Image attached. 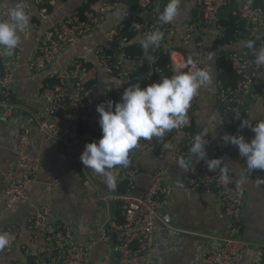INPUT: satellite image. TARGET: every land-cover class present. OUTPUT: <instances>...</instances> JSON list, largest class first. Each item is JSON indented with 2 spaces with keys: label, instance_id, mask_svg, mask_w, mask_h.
I'll list each match as a JSON object with an SVG mask.
<instances>
[{
  "label": "crops",
  "instance_id": "obj_1",
  "mask_svg": "<svg viewBox=\"0 0 264 264\" xmlns=\"http://www.w3.org/2000/svg\"><path fill=\"white\" fill-rule=\"evenodd\" d=\"M195 0H181V14L172 23L176 28L173 36L172 49L167 53L171 70L188 71L191 66L189 58L200 67L208 65L212 68L213 84L208 89L200 90L191 102L187 112L189 128L197 132H206L215 142H223L221 136L232 134L227 126L217 104L218 89L216 80L221 58L228 57L238 46L229 39L222 43L226 29L219 32L215 25L201 39V49L194 41L182 43V33L195 14ZM16 0H1L0 12L16 3ZM83 0H49V11H41L33 0H25L27 13L30 14V26L20 32L21 43L17 60L12 65L11 80L7 88L11 92L13 103L19 105L21 112L13 115L12 112H2L0 116V233L9 226L18 229L15 246L7 253L0 252V264H31L37 248L43 245L42 235L33 237L28 220L36 216L43 209L45 223L72 224L76 230L79 242L89 251L90 264H102L103 258L111 253L112 245L101 239V228L105 223L114 221L118 212L111 215L107 199L108 194H119L117 189L122 180L118 177L114 188L108 187L103 178L93 175L92 170L84 168L80 156L85 145L91 141L95 132L100 128L99 114L86 116L83 130L77 126L71 134L72 153L78 160L74 166L68 154L63 153L57 139H44L37 130L39 120L44 113L45 101L41 96L40 87L49 76L64 72L73 59H79L84 65L87 74V83L93 85L95 91L109 85L113 91L123 93L130 84L128 77H114L104 73L98 65L95 47L102 46L111 51L114 46L124 47L127 44H139L138 38H143L137 32L133 40L119 37H109L108 30L120 22H129L139 19L143 23L151 20V13L147 10H136L134 5H119L108 12L102 21L101 27L73 44L42 70L31 73L27 62L38 50L43 31L53 27L58 21L77 9ZM134 6V7H133ZM158 14L160 11L158 10ZM141 46V45H140ZM140 60L129 59L125 64L135 65L138 61L149 69L161 71L157 65L159 51L149 48ZM164 54V53H163ZM222 57L219 59V57ZM164 64V62H163ZM140 65V66H141ZM153 82H159L161 73ZM5 82L2 80L0 66V90ZM121 85V86H120ZM144 86V84H142ZM120 86L119 88H117ZM64 90L73 92L70 80H66ZM25 111L29 117L22 114ZM218 113L220 119L214 125L207 123L208 118ZM96 117V119L92 118ZM243 120L250 123L264 120V96L250 99L246 110L238 115L237 123L241 126ZM222 123V124H221ZM78 125V124H77ZM217 127L212 132V127ZM22 128L29 130V155L37 160V170L34 181L27 187V199L16 211L3 209L1 189L3 188V174L9 171L15 163V147L17 135ZM170 131L161 138H156L148 146L141 139L136 148L132 149L135 162L140 172L135 180L133 193L142 194L155 168L166 165L164 187L168 190L162 199L160 215L170 217V225L160 220L155 222L154 246L147 259L150 264H200V253L203 249L219 243L221 236L226 234L228 221L222 214L221 204L214 190L188 191L186 189L187 169L179 167L178 163H170V150H161L163 140L169 138ZM227 152L224 156L225 167L231 171L238 184L243 188L245 200L242 209L241 238L246 247L238 256L240 264H264V170L249 171L240 157L236 146L226 144ZM113 173V171H112ZM57 180L58 184L53 185Z\"/></svg>",
  "mask_w": 264,
  "mask_h": 264
},
{
  "label": "built area",
  "instance_id": "obj_2",
  "mask_svg": "<svg viewBox=\"0 0 264 264\" xmlns=\"http://www.w3.org/2000/svg\"><path fill=\"white\" fill-rule=\"evenodd\" d=\"M23 4L25 0H16ZM233 1L238 2V7L232 12L245 19L247 30L242 35H234L233 42L238 46L237 50L225 57L231 61L233 68L240 74L237 84L231 87H223L221 81L216 80L217 104L229 129L233 135H243L246 140L254 137L251 127L241 128L237 123V117L247 108L250 99L264 96V66L255 64L256 51L241 48L242 40H256V47L264 45V0L261 6L254 4L255 0H195V14L187 24L181 35L182 43L194 41L198 49H201V39L211 25L222 32L226 27L222 21L217 20L216 13ZM1 2V0H0ZM49 0H33V3L41 11H46L45 4ZM88 3L89 0H83ZM121 5V0H95L90 4L85 16L80 18L74 10L69 15L58 21L53 27L43 31L37 52L30 57L27 68L31 73L42 70L47 64L54 61L63 50L69 48L73 42L88 35L101 27L102 21L108 12ZM136 10H147L151 13V20L143 22H120L108 30L109 37L122 36V31L127 23L134 24V28L141 35L150 34L157 28L163 33V39L158 51L169 52L172 49V39L176 34L175 26L171 24L161 25L157 22L158 9L146 0H138L134 5ZM8 8L0 12V19H8ZM20 45L14 50L13 55L5 56L0 50V66L2 80L5 82L0 90V103L14 104L11 101V92L7 85L11 80L12 65L19 55ZM97 62L101 70L114 77H128L137 66L126 65L129 60L124 54L123 47L114 46L109 51L102 46L95 47ZM223 54L219 57H222ZM136 60V59H135ZM197 67L200 64L195 63ZM171 68V63L169 64ZM192 70V69H190ZM187 71V70H186ZM189 71V70H188ZM173 75V74H172ZM87 74L83 63L79 59H73L67 69L57 74L52 81L43 82L40 93L45 101L44 113L39 120L37 130L44 139H57L63 153L68 154L71 163L76 166L78 160L72 153L71 134L77 124L84 123L86 116L98 114L95 111L96 101L100 93L111 94L114 92L109 85L102 87L100 91L87 87ZM66 80L71 81L73 92L64 90ZM147 79L144 86L152 83ZM112 95V94H111ZM113 98V96H112ZM113 101L117 102L115 98ZM222 107V109H221ZM79 110H86V114L79 116ZM4 112H11L10 109ZM96 119V117H92ZM255 121L250 123L254 125ZM202 136L203 143L207 146L208 158H221L222 167H225L224 156L227 145L224 142H215L206 132L188 133L184 124L170 131L169 138L162 141L161 150H170V163H176L179 158L191 160L187 168L186 189L188 191L214 190L220 201L222 214L228 221L226 234L221 236L219 243L203 249L200 253V264H240L238 256L244 251L246 244L241 238L242 231V207L245 200L243 188L238 184L235 175L228 170V181L221 179L223 173L220 169L209 172L204 161L190 158L189 149L193 138ZM155 137L145 141L150 146ZM30 139L29 130L22 128L17 135L15 163L13 167L3 174V188L1 200L3 209L16 211L27 199V187L34 181L37 170V160L29 155ZM129 164L127 167L116 166L113 174L126 182V190L123 194H109L105 199H120L122 206L118 217L114 221L105 223L101 228V239L111 244L113 261L109 255L102 260V264H150L147 256L154 246L155 222L160 220L165 225H170V217L167 214L160 215L162 198L168 190L164 187V177L167 166L161 165L155 168L150 176L147 187L142 194L133 193L135 180L140 172L138 164L133 157V151L129 152ZM93 175H98L91 171ZM58 181L54 180L53 185ZM33 237L42 235L43 245L34 253L32 264H90V255L87 247L78 241L76 230L72 224L45 223V214L41 209L36 216L28 220ZM1 233L9 234V244L0 249L1 253L12 250L17 240L18 229L14 225L5 227ZM17 264V263H13ZM250 264V263H246Z\"/></svg>",
  "mask_w": 264,
  "mask_h": 264
},
{
  "label": "clouds",
  "instance_id": "obj_3",
  "mask_svg": "<svg viewBox=\"0 0 264 264\" xmlns=\"http://www.w3.org/2000/svg\"><path fill=\"white\" fill-rule=\"evenodd\" d=\"M180 4L181 0H168L158 16L159 24L174 22L181 14ZM7 16L8 19H0V50L3 55L11 56L21 43L20 32L30 26L31 16L19 2L8 7ZM138 39L141 47L147 51L160 46L163 33L157 28ZM240 47L255 50V64L258 67L264 66V45L257 48L256 40L247 39L240 42ZM187 63L192 70L174 69L170 77L161 76L159 82H152L145 87H141L139 82L130 84L124 89L119 102L107 100L97 105L102 136L98 141L85 145L80 156L84 168L101 176L108 187L114 188L117 178L112 170L118 165L128 166L129 152L137 147L141 139L161 138L166 132L188 123L186 115L191 102L200 90L212 86L213 74L210 65L197 67L191 58ZM219 119V114L214 113L207 123L214 125ZM244 127H251L254 133L250 142L243 135L228 133L223 134L221 139L225 144L237 147L249 171L264 170V120L254 125L243 120L241 128ZM216 128L213 126L212 132ZM189 152L190 158L204 161L209 172L220 169L223 173L221 179L228 181L227 167H222L221 158H208L202 136L193 138ZM190 162V159L183 157L177 161L179 167L185 170ZM8 244L9 234L0 233V249Z\"/></svg>",
  "mask_w": 264,
  "mask_h": 264
},
{
  "label": "trees",
  "instance_id": "obj_4",
  "mask_svg": "<svg viewBox=\"0 0 264 264\" xmlns=\"http://www.w3.org/2000/svg\"><path fill=\"white\" fill-rule=\"evenodd\" d=\"M94 1L95 0H89L88 3L83 2L77 9H75V11L77 12V14L80 18H83L85 16L86 11L89 10L90 4L93 3ZM146 2H147V4H151L152 6L157 7V9L161 13L163 11L165 5L167 4L168 0H146ZM262 2H263V0H255L254 4L256 6H261ZM45 7H46L47 11H49L51 9L48 4H45ZM158 16H159V14L156 16L157 22H158ZM135 22H140V20L135 19ZM222 24L226 27V34L222 40V43L228 41L229 39L233 40L234 35L240 36L247 30V25H246L245 19L243 17L238 16V15L231 14L230 20L228 22L222 21ZM136 33H137V31L134 28V24L127 23L125 25L123 31H122V36L125 37L126 40H133ZM123 51H124L125 56L129 59L140 60L141 56L143 55L142 47L136 43L125 45L123 47ZM159 53L160 54H159V59L157 60V65L163 66V67H161V71H156L154 69L151 70L145 65L137 66L135 68V71L131 75L128 76L129 84H135L137 82H139L140 84H145L147 79L156 80V78H158V76L160 75L159 73L162 74L161 76H169V77L173 74V71L170 69L169 65H167V67H165L166 62L167 63L170 62V61L168 62V60H169L167 57L168 52L159 51ZM163 62H164V64H163ZM219 68H220V70L218 72L217 79L219 81H221L223 87L233 88L237 84V82L240 78V74L233 68L232 62L226 60L225 58H221L220 62H219ZM54 80H56V79H54L53 76H49L47 79H45V82L52 81L51 83H54ZM87 87L90 88L91 85L89 83H87ZM92 88H93V85H92ZM111 94L109 95V94H106L104 92L100 93L98 95V99L96 101V107L101 102H104L107 100H113V98H115L117 100V102L120 101L122 93L114 91ZM112 96H113V98H112ZM10 97H11V101H13L12 95ZM96 107H95V111H96ZM221 109H222V107H221ZM86 112H87L86 110H79L78 113H79V116H83L86 114ZM186 119H187V117H186ZM82 126L83 125L79 122L77 125V129L83 130L84 127H82ZM184 129L188 133L197 132V131H194V130L189 128V122L187 124H184ZM101 136H102L101 129H98L95 132L93 139L91 141H89L88 143H90L94 140L98 141L101 138ZM125 190H126V182H125V180H121L119 182L117 191L119 194H123L125 192Z\"/></svg>",
  "mask_w": 264,
  "mask_h": 264
},
{
  "label": "water",
  "instance_id": "obj_5",
  "mask_svg": "<svg viewBox=\"0 0 264 264\" xmlns=\"http://www.w3.org/2000/svg\"><path fill=\"white\" fill-rule=\"evenodd\" d=\"M138 2V0H121V4L125 5V6H131V5H136ZM238 7V2L237 1H233L232 3H230L229 5L223 7L222 9H220L217 13H216V18L219 21H229L230 20V15L232 14V12ZM10 109V111L13 113V115H16L18 113L21 112V107L19 105H15V104H1L0 103V116L1 113L6 110V109ZM23 115H25L26 117H29V115L23 111L22 112ZM109 195V194H108ZM107 204L110 210L111 215L119 212L121 206H122V201L120 199H109L107 200Z\"/></svg>",
  "mask_w": 264,
  "mask_h": 264
}]
</instances>
